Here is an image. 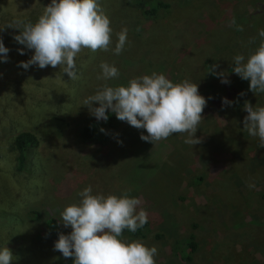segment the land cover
Returning <instances> with one entry per match:
<instances>
[{
	"label": "rangeland",
	"instance_id": "1",
	"mask_svg": "<svg viewBox=\"0 0 264 264\" xmlns=\"http://www.w3.org/2000/svg\"><path fill=\"white\" fill-rule=\"evenodd\" d=\"M147 1L98 0L111 22L112 44L106 52L78 54L79 79L71 80L63 66H19L33 52L13 39L19 35L15 21L35 24L51 0H0V38L9 49L7 62H0V248L10 249L13 264L66 263L54 250L58 234L71 232L61 213L79 204L78 193L88 186L93 195L127 193L140 200L146 236L121 239L155 246L156 264H264V147L243 130L245 101L264 107V93L253 94L249 81L232 71L236 55L246 63L264 42L258 35L264 0H153L167 8L152 20L139 14ZM125 27L128 42L116 55L117 33ZM102 62L115 66L119 77L97 79ZM212 65H218L215 74ZM153 73L197 83L207 100L194 135L200 143L192 146L187 133H176L153 145L140 139L145 130L110 111L111 129L87 142L78 138L80 128L97 121L83 103L87 97L105 84L128 86ZM225 98L231 106L222 104ZM19 132L38 141L21 172L12 149Z\"/></svg>",
	"mask_w": 264,
	"mask_h": 264
},
{
	"label": "clouds",
	"instance_id": "2",
	"mask_svg": "<svg viewBox=\"0 0 264 264\" xmlns=\"http://www.w3.org/2000/svg\"><path fill=\"white\" fill-rule=\"evenodd\" d=\"M15 24L16 28L7 27L19 31L13 39L33 52L31 58L20 62L19 66L25 70L33 65L40 69L48 66L61 69L63 66V73L71 80L79 79L75 63L78 54L85 49L93 53L106 52L112 44L111 22L98 0H51L35 24L19 20ZM231 24L237 31H243L242 26L236 25L235 18ZM127 33L126 27L117 33L114 54L123 51L128 42ZM258 35L264 38V29L259 30ZM18 51L20 55L25 54L23 50ZM8 52L0 38V62H7ZM244 61L243 55H236L232 71L242 80L249 81V91L253 94L264 93V42L246 63ZM216 67L218 65L210 66L209 71L215 74ZM100 68L102 73L97 79L108 81L119 77L118 69L107 62H102ZM217 75L221 83H229L224 73ZM83 103L97 121L106 122V111H110L116 119L145 130L147 135L140 136L142 141L154 145L173 134L187 133L185 142L193 146L200 143L194 135L202 122L207 100L199 94L197 83L187 80L173 83L165 75L153 73L131 79L128 86L105 84ZM94 103L99 107L93 108ZM222 104L231 106L232 102L225 98ZM243 108L247 112L243 130L257 137L259 147H264V107L255 108L245 101ZM78 195L81 202L67 206L61 213L62 225L70 227L71 232L58 234L55 251L64 258H72L73 264H156L154 257L158 250L155 246L121 239L124 230L135 233L148 222L145 210L137 212L139 199L131 198L127 193L121 197L93 195L91 186ZM13 258L9 248H0V264H13Z\"/></svg>",
	"mask_w": 264,
	"mask_h": 264
},
{
	"label": "trees",
	"instance_id": "3",
	"mask_svg": "<svg viewBox=\"0 0 264 264\" xmlns=\"http://www.w3.org/2000/svg\"><path fill=\"white\" fill-rule=\"evenodd\" d=\"M165 8H167V4L165 3L148 0L147 2L143 3L142 8L139 7V14H141V16L144 19L152 20L159 15L158 12H160V10H165ZM173 83H178V82L174 81ZM114 118H115L114 116L108 115V120L106 122L100 120L91 123H86L82 128L79 129L77 133L78 138L83 142H87L91 139L100 137L99 134L100 132H102L101 129L104 130L105 128L109 130L112 128ZM102 138H106V137L104 136ZM37 144H38L37 139L33 134L29 132H19L14 136L12 141V149L15 152L14 168L17 172H21L24 169L27 161L28 152L36 148ZM48 225L49 228L55 227V220H50L48 222ZM148 226L149 224L147 222V224L143 228L138 229L135 233H131L128 230H124L123 234L131 238L143 239L148 231ZM187 245L190 248V251L192 252L195 247L192 242V239L188 241ZM65 264H73L72 258H67Z\"/></svg>",
	"mask_w": 264,
	"mask_h": 264
}]
</instances>
